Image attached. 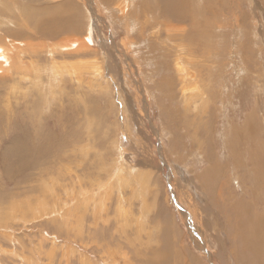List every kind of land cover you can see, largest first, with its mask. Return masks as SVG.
I'll use <instances>...</instances> for the list:
<instances>
[{"label": "rangeland", "instance_id": "obj_1", "mask_svg": "<svg viewBox=\"0 0 264 264\" xmlns=\"http://www.w3.org/2000/svg\"><path fill=\"white\" fill-rule=\"evenodd\" d=\"M0 1V264L264 261V0Z\"/></svg>", "mask_w": 264, "mask_h": 264}, {"label": "bare ground", "instance_id": "obj_2", "mask_svg": "<svg viewBox=\"0 0 264 264\" xmlns=\"http://www.w3.org/2000/svg\"><path fill=\"white\" fill-rule=\"evenodd\" d=\"M200 1V0H199ZM3 2V1H2ZM0 4H1V1H0ZM7 4V3H6ZM127 4V3H126ZM131 5V4H130ZM158 6V5H157ZM6 8H8V6H6ZM115 8H116V6H115ZM118 8V7H117ZM124 8H125V6H124ZM127 8V7H126ZM10 10V9H9ZM106 10H107V8H106ZM125 11V10H124ZM122 14V11L120 10L119 11V14ZM68 19V18H67ZM133 27V26H132ZM127 28V27H126ZM75 29V28H74ZM74 29H72V30H74ZM132 30V29H131ZM74 31H76V30H74ZM133 31V30H132ZM2 39V38H1ZM0 39V40H1ZM2 42H3V46H1L0 45V57H7V58H9V57H11L10 55H11V52H13L14 54H16V56H18L19 55V53H21L22 52V50L20 49V47L19 46H14V45H12L11 43H9V44H6L7 42H11L10 41V39H7V38H5V41H4V39L3 40H1ZM77 42H79L77 39H74V40H72V39H64V40H62L61 42H59L57 45H56V47H60V45L61 44H65L64 46H66V47H70V48H72V47H74L76 44H77ZM1 43V42H0ZM55 47V48H56ZM65 48V47H64ZM19 50V51H18ZM8 51H9V54L7 55V53H8ZM17 52V53H16ZM189 52V51H188ZM233 52V51H232ZM48 53V52H47ZM55 53V52H54ZM237 55V54H236ZM182 56V55H181ZM239 56V55H238ZM49 57V56H48ZM178 57V56H177ZM235 58V57H234ZM9 60V59H8ZM179 61V60H178ZM9 62V61H8ZM177 63V62H176ZM187 63V62H186ZM193 64V63H192ZM179 65H181V64H179ZM195 66V65H194ZM184 67V66H183ZM176 70H178V68H175ZM182 69V68H181ZM181 69H180V71H181ZM72 70V66H70V65H62V66H60V65H58V64H56V63H51L49 66H48V71H50L53 75H57V76H60V74H62V72H64V71H68V72H70ZM187 72V71H186ZM177 73V72H176ZM184 73V72H183ZM192 74V73H191ZM189 76V75H188ZM192 77H193V74H192ZM188 77H186V79H187ZM190 78H191V76H190ZM204 86V85H203ZM196 88V87H195ZM198 89V88H197ZM196 89V90H197ZM185 91V90H184ZM189 92H191V89H190V91ZM196 92H198V91H196ZM193 93V92H192ZM199 93V92H198ZM197 94V93H196ZM201 94V93H200ZM195 96V95H194ZM189 97V96H188ZM200 99V98H199ZM257 166V165H256ZM260 167V166H259ZM232 172V171H231ZM256 172V171H255ZM121 178V177H120ZM237 178V177H236ZM118 185V184H117ZM111 188V187H110ZM39 209V208H38ZM257 214V213H256ZM254 215V214H253ZM256 221V220H255ZM250 224V223H249ZM253 224V223H252ZM261 225L259 224V222L258 223H256V227H260ZM256 229V228H255ZM258 229V228H257ZM256 229V230H257ZM264 229V228H263ZM249 230H251V229H249ZM249 233L251 234V232L249 231ZM252 234H253V232H252ZM244 235V234H243ZM248 237V236H247ZM250 238V237H249ZM255 238V237H254ZM251 239V238H250ZM246 240V239H245ZM255 240V239H254ZM259 242V241H258ZM247 245L249 244V240H246V242H245ZM263 243V242H262ZM246 245V246H247ZM244 246V245H243ZM246 246L244 247V248H246ZM251 247V246H250ZM248 248V247H247ZM247 250H249V249H246V251ZM254 251H256L255 249H254ZM253 251V252H254ZM248 252V251H247ZM259 252V251H258ZM244 253V252H243ZM250 254H252L251 252H250ZM246 257H247V260H246V262L247 263H249V264H252L251 263V257H252V261H253V264H264V261L263 260H259L258 258H256L254 255H246ZM260 258V257H259Z\"/></svg>", "mask_w": 264, "mask_h": 264}]
</instances>
